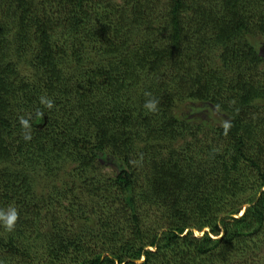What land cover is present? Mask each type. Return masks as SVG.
Returning <instances> with one entry per match:
<instances>
[{
  "label": "trees",
  "instance_id": "1",
  "mask_svg": "<svg viewBox=\"0 0 264 264\" xmlns=\"http://www.w3.org/2000/svg\"><path fill=\"white\" fill-rule=\"evenodd\" d=\"M9 207L0 264H264V0H0Z\"/></svg>",
  "mask_w": 264,
  "mask_h": 264
},
{
  "label": "clouds",
  "instance_id": "2",
  "mask_svg": "<svg viewBox=\"0 0 264 264\" xmlns=\"http://www.w3.org/2000/svg\"><path fill=\"white\" fill-rule=\"evenodd\" d=\"M41 103L45 104L48 108L52 107V101L50 99L42 98L41 99ZM157 104H158L157 100L150 99V100L146 101L145 107L149 111H156L157 110ZM20 122H21L22 126H24L26 129L29 127L28 120L22 119ZM24 139L25 140L31 139L30 134H26L24 136ZM239 213H238V215H239ZM17 216H18V214H17V211H16V209L14 207H9L7 210L0 209V224H2L4 226V228H6L8 231H11L14 228V226H15V223L17 221Z\"/></svg>",
  "mask_w": 264,
  "mask_h": 264
},
{
  "label": "rangeland",
  "instance_id": "3",
  "mask_svg": "<svg viewBox=\"0 0 264 264\" xmlns=\"http://www.w3.org/2000/svg\"><path fill=\"white\" fill-rule=\"evenodd\" d=\"M197 106H199L198 104H197ZM199 108V107H198ZM176 111H179V112H181V113H188L189 115H195V114H199V115H206V113L208 114V112H207V110H203V109H194V107L193 106H190L189 104H184V105H182V106H179L178 108H177V110ZM209 116H211L212 117V115H209ZM110 166H107V168L105 169V170H109V171H111L110 169ZM47 189H48V187H47ZM149 217H148V220L149 219H151V217L153 216V215H155L154 214V212L153 211H149ZM156 215H158V213L156 214ZM208 228V227H207ZM194 231V234H196V235H201V233H202V231H200V232H198L197 230H193ZM263 252V250H261V253Z\"/></svg>",
  "mask_w": 264,
  "mask_h": 264
},
{
  "label": "water",
  "instance_id": "4",
  "mask_svg": "<svg viewBox=\"0 0 264 264\" xmlns=\"http://www.w3.org/2000/svg\"><path fill=\"white\" fill-rule=\"evenodd\" d=\"M246 206H247V204L243 205L242 210H241V212L239 213V215H241V214L244 212ZM187 230H188V229H186V231H187ZM208 230H209V229H208L207 227H205V228L202 230L201 235L204 233V231H208ZM221 233H222V232H221ZM221 233H220V235H221Z\"/></svg>",
  "mask_w": 264,
  "mask_h": 264
}]
</instances>
